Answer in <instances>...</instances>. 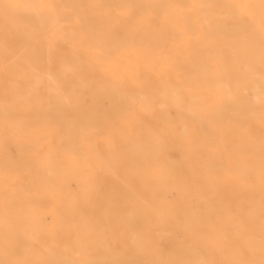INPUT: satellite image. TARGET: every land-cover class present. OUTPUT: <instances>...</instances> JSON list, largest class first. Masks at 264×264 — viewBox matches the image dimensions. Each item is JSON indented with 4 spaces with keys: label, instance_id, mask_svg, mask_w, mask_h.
<instances>
[{
    "label": "bare ground",
    "instance_id": "obj_1",
    "mask_svg": "<svg viewBox=\"0 0 264 264\" xmlns=\"http://www.w3.org/2000/svg\"><path fill=\"white\" fill-rule=\"evenodd\" d=\"M4 18L0 185L13 187L0 188V198L19 184L88 186L110 181L118 184L113 191L126 194L131 209L124 217L141 224L130 231L135 259L211 264L219 257L221 264H246L251 256L264 257V222L256 229L257 235L263 233L257 236L261 243L247 245L243 238L248 240L246 233L250 237L251 232L246 226L219 217L229 209V201L214 198L231 183L213 180L212 171L205 175L207 182H163L170 174L168 164L176 161L173 153L179 155L177 160L187 155L176 150L170 122L149 132L141 120L132 127L138 95L151 90V83H161L172 105L204 122L213 135L217 116L243 104L238 94L248 87L239 73L260 74L247 102L264 105V0H23L18 19ZM215 35L229 47L227 57L221 45L210 44ZM121 53L125 57L119 61ZM168 72L179 81L164 79ZM182 84L201 90L191 93L186 109L180 99ZM210 89L219 95L214 105L206 99ZM114 130L122 140L112 133L108 140L99 139ZM179 131L184 141L190 137L184 125ZM263 167L258 163L255 170ZM216 168L230 170L222 162ZM193 170L188 166L191 176ZM242 175L238 182L246 184ZM187 184L191 194L180 204L162 196L179 195ZM70 192L88 197L81 188ZM31 195L28 191L22 197ZM243 204L239 202L235 211L240 221L255 215L253 205L243 210ZM14 206H0V223L6 222L8 212L39 214ZM65 215L57 212L61 220ZM120 215L119 210L114 213ZM86 216L89 221L90 214ZM124 227L126 223L123 232ZM230 235L239 242L237 248H232ZM120 236L124 248L125 235ZM75 241L82 244L78 237Z\"/></svg>",
    "mask_w": 264,
    "mask_h": 264
},
{
    "label": "rangeland",
    "instance_id": "obj_2",
    "mask_svg": "<svg viewBox=\"0 0 264 264\" xmlns=\"http://www.w3.org/2000/svg\"><path fill=\"white\" fill-rule=\"evenodd\" d=\"M22 5L23 0H0V23L5 20L4 15L18 19ZM4 31L5 29L1 28L0 34ZM223 39L222 36L215 35L209 42L211 45H221L227 57L229 47L224 44ZM124 57L125 55L121 53L118 60ZM3 61L4 58L0 57V62ZM165 65L170 67L169 60ZM173 68L179 70L181 67L175 65ZM162 76L166 80L179 81V78L171 72ZM238 77L245 81L248 87L238 94L243 104L233 105L227 112L217 116L213 122L217 130L215 135L206 128L204 122L183 115L175 108L172 100L163 95L161 83H151V90L138 95L139 103L133 107L136 119L132 127L141 120L144 130L149 132L153 128H166L170 122L174 128L171 138L176 143V150L182 157L187 154V159L177 160L179 155L174 152L176 161L168 164L170 174L168 173L169 176L165 177L163 182L182 179L188 182L191 178L207 182L205 175L212 171L213 180L223 184L231 183L229 188L221 190L218 197H213L229 201V209L225 208L224 213L219 217L221 221L225 218L232 224L246 226L245 228L251 233L250 237L246 233L249 239H245L244 236L243 242L247 245H258L261 240H258L257 236H263V233L257 235L256 229L264 222L262 220L264 219V167L260 171L255 170V167L258 163L264 166V105L247 102L255 94V90L251 87L256 84L255 81L260 78V74L249 76L239 73ZM27 78L32 77L27 76ZM180 90L182 92L180 99L184 102L185 109L189 105L191 93L201 92L198 87L189 84H182ZM218 98L219 95L214 89L207 91L206 99L211 105H214ZM199 100L203 101V98L199 97ZM107 105L108 102L105 101V106ZM201 113L204 117L206 111H201L200 115ZM181 125L189 131L190 137L186 141L180 136ZM109 133H112L118 141L122 140L119 132L115 130L105 131L99 139L108 140ZM221 162L228 165L230 170L225 169L226 167L217 169V164ZM190 165L194 169L192 176L188 171ZM240 168H243L242 172H239ZM241 174H244L242 176L246 184L238 182V176ZM9 187L13 186L0 185L1 189ZM87 187L89 190H86ZM112 187H118V184L110 181L88 186L32 183L16 185L13 192H2L1 194L6 195V198H0L1 207L11 210L16 205L19 209H28L32 213L39 210V214L13 215L8 212L6 222L0 223V264H44L45 262L46 264H165L132 257L134 245L130 241L132 237L130 231L141 228V224L134 222V219L124 217L131 209L126 194L113 191ZM70 188H81L82 193L88 197L81 199L77 194H71L77 192H70ZM92 188L97 189V192H91ZM203 189L210 190L207 186ZM28 191L31 192V197H22L23 194L27 195ZM191 191V186L187 184L185 191L179 195L176 192H167L162 196L171 199L172 204L177 205L185 201ZM12 196L15 199H11ZM239 202L244 203L243 210H248V207L253 205L255 215H247L240 221V217L235 213ZM118 210L121 211V215L115 217L114 213ZM57 212H64L66 215L61 220ZM89 214L90 220L85 221L86 215ZM124 223L127 227H124L123 232ZM33 226L35 230H32ZM120 234L125 235L124 248ZM204 234L201 232L199 236ZM77 237L82 244L75 241ZM235 238L230 235V242L235 241ZM233 243L235 246L233 245L232 248H237L239 242ZM250 260L246 264H264V257L251 256ZM211 264H221L219 257L213 258Z\"/></svg>",
    "mask_w": 264,
    "mask_h": 264
}]
</instances>
